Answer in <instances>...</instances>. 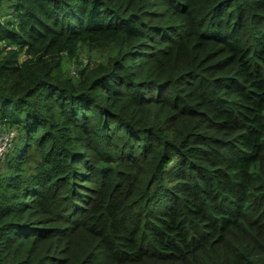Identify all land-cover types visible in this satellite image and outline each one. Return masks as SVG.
<instances>
[{"label":"trees","instance_id":"16d2710c","mask_svg":"<svg viewBox=\"0 0 264 264\" xmlns=\"http://www.w3.org/2000/svg\"><path fill=\"white\" fill-rule=\"evenodd\" d=\"M9 125L0 264H264V0H0Z\"/></svg>","mask_w":264,"mask_h":264},{"label":"rangeland","instance_id":"374dc122","mask_svg":"<svg viewBox=\"0 0 264 264\" xmlns=\"http://www.w3.org/2000/svg\"><path fill=\"white\" fill-rule=\"evenodd\" d=\"M3 6H5V5H3ZM79 55L80 56L78 58V62L77 61L76 62L70 61L68 64L66 61L64 62L63 69L68 71V75H72V76L75 75L77 70L79 69L78 68L79 66H82V65L85 66L86 64H88L90 62L95 63L97 60V57H98L95 52H88L87 49L83 50ZM79 60H80V62H79ZM10 126L11 125L7 126L6 129L0 127V132L8 130V129H14L18 133V136H16V138L13 142V145H12L11 149L8 151V153L10 151H12L14 147H21V145L23 144V140H22V138H20L21 134L18 131V129H16L15 127L10 128ZM7 155L8 154L6 153V155L4 156L5 158L3 157L4 160L3 161L1 160L2 164H4V161H5ZM0 170H1V167H0Z\"/></svg>","mask_w":264,"mask_h":264},{"label":"built area","instance_id":"2783aa9c","mask_svg":"<svg viewBox=\"0 0 264 264\" xmlns=\"http://www.w3.org/2000/svg\"><path fill=\"white\" fill-rule=\"evenodd\" d=\"M16 136H18V133L14 129L0 132V161L11 149Z\"/></svg>","mask_w":264,"mask_h":264}]
</instances>
